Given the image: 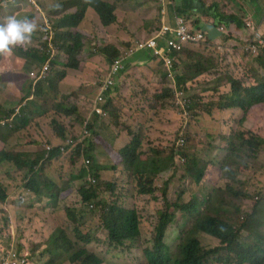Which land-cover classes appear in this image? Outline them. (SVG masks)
<instances>
[{
	"label": "rangeland",
	"instance_id": "374dc122",
	"mask_svg": "<svg viewBox=\"0 0 264 264\" xmlns=\"http://www.w3.org/2000/svg\"><path fill=\"white\" fill-rule=\"evenodd\" d=\"M33 1L40 10H37ZM58 1L61 0H0V23H4L12 14H19L21 16L17 19H22V13L42 11L46 16L49 7ZM173 1L181 4L182 0ZM205 1L210 4L219 0ZM226 1L220 8L222 13L238 17L245 27L246 20L248 21L245 31L236 29L233 21L229 26H222L226 35L220 40L227 43L229 51L222 53L217 48H207L204 45L191 48L189 51L195 55L206 56L205 66L208 71L189 82V93L185 91L184 96L178 94L180 90L170 95V79L167 78L161 62H141L136 58V53L127 57L123 63V71L115 78L116 86L110 96L112 105L108 107L109 115L103 118L108 125L106 132H101L98 128L103 122L95 125L98 121L96 119L91 124V130L86 133V123L73 116L74 111L65 118L60 115L61 107L57 108L55 104L75 103L82 115L86 119L89 117L91 105L111 65L99 53V48L110 44L116 47L119 56H122V53L134 48L137 40L150 36L155 23L150 21L159 19L160 8L156 0H128L122 3L115 11L118 22L109 27H103L98 16L90 10L80 28L76 29L83 36L80 38L83 48L78 57L81 60L80 69L77 70L67 69L64 64L68 56L53 42V50H50L46 38L39 34L43 25L42 16L37 15L31 19L39 26L32 37V43L15 48L11 56L0 57V106L15 107L20 113L28 102L26 92L29 83L33 82L29 71L37 73L45 66L37 59L38 56H44L33 51L34 49L46 51V54L51 53L52 57H45V61H52V67L48 64L47 75L41 80L43 86L40 92L43 94L29 100L28 110L39 117L33 119L22 132L13 136L7 146L0 143V151L26 154L34 159L37 152L48 147L57 149L64 140L57 136L58 131L51 128L50 122L53 118L62 123L57 126L59 133L76 141V147H71L60 159L45 160L37 166L38 169L44 167L39 172L43 183L41 186L36 184L35 189L31 188L33 184H29V189L24 188L31 176H24V170L18 169L14 162L0 163V183L6 195V200L0 202V257L8 250L13 252L10 253L11 256H15L16 252H24L30 254L33 264H44L49 260L44 250L51 235L65 230L74 238L73 229L78 226L82 233L91 230V233L95 234V243L89 251L102 257L103 264H128L126 258L131 256L134 258L131 263L147 264L142 250L151 239L157 237L156 227L160 222L161 213L167 209L164 198L171 203L180 204L190 203L193 199L214 202L216 190L226 187L243 191V198L234 200L242 209V215L257 209L264 219V198L260 202L256 201V196L260 195L259 191L264 190V151L258 157H250L237 145L229 144L228 140L234 134L243 137L244 134L250 135L252 132L249 131L252 130L262 132L264 106H255L247 118L245 117V121L244 118L240 119L245 114H240L235 120L234 117L237 116H232L230 111L214 110L211 113L209 110V106L221 101L223 94L231 92L232 88L227 86L233 83V79H239L246 87H253L260 84L258 79L264 77V69L258 64L257 57L248 55L241 49L245 40L248 45L258 40L261 48H264V0L252 3L249 0ZM191 3H196V0H187L185 11H189ZM15 10L17 11L13 13ZM200 15V12H191L189 17L186 15L184 18L189 24L197 27L199 21L196 18ZM61 17L60 11L54 12L51 18L54 20L53 26ZM207 25L212 23L203 24L204 27ZM232 28L233 31L230 30ZM57 43L61 45L63 41L57 40ZM187 52L188 50L177 57L180 77L185 74L183 65L188 57ZM257 52L260 55L258 48ZM191 59L195 63L198 57ZM54 61L56 64H53ZM63 73L66 74L64 78L61 77ZM180 84L184 85V82ZM36 90L33 89V92ZM193 101L195 109L193 117H189L184 112L188 111V105ZM178 105H183L185 111L178 109ZM44 110L46 113L43 114ZM186 130L190 132L187 151L200 154L207 163L202 181L197 184L188 172H167L154 180V195L136 196L138 188L137 180L133 177L134 167L121 160L117 154L118 150L130 144L136 135L142 141L143 153L149 154L150 158L160 154L154 152L151 147L162 148L170 153ZM97 132L100 134L96 135ZM111 135H114V140ZM88 138H94L88 149V154H92L90 158L82 151L89 143ZM228 145L229 148H223ZM76 148H80V155L77 154ZM88 160L90 164H87ZM83 171L87 172L85 182L88 183L89 178H95L96 184L103 185L100 189L102 196L94 203V210L100 208L98 201L104 200L106 203H115L138 213L142 239L136 250L118 252L104 241L107 234L100 229L98 214L93 213L88 204L82 203L79 192L84 180L77 181L76 177ZM50 182L54 185L51 190L52 200H38L36 191L42 196L48 191ZM61 188L63 193H59ZM248 194L251 197L246 198ZM225 199L229 201L230 198L226 195ZM69 210L78 216L79 223L73 224L68 219ZM225 210L230 214H225L226 218L235 223L240 221L242 215H238L234 207L225 206ZM171 211L176 214V218L168 228L166 242L171 245L172 253H175L182 237L194 229L196 218L185 217L176 209ZM205 211L206 209H202V212ZM91 216L96 217L88 219ZM200 234L202 243L207 248L220 245L218 238ZM67 257L56 256L54 259L60 262L55 264H69L65 260ZM209 264L215 262L211 261Z\"/></svg>",
	"mask_w": 264,
	"mask_h": 264
},
{
	"label": "trees",
	"instance_id": "16d2710c",
	"mask_svg": "<svg viewBox=\"0 0 264 264\" xmlns=\"http://www.w3.org/2000/svg\"><path fill=\"white\" fill-rule=\"evenodd\" d=\"M135 1V0H133ZM256 1V0H252ZM251 1V2H252ZM72 5H76L75 11L70 12L59 22L54 25L55 37L53 43L59 47V50L63 51L68 59L64 66L69 69L77 70L80 65V59L78 55L82 51L83 45L80 42V38H83L80 33L76 31L79 24L85 17V13L88 8H92L98 18L100 19L103 27H108L117 22L115 15L117 0H72ZM205 6L204 3H202ZM207 13L203 17H212L217 25L229 26L233 21L240 28H244L243 21L236 16H229L224 13H220L219 4L207 8ZM186 16L185 13H183ZM189 17V15H188ZM164 20H169L164 18ZM199 21L196 28L201 29L203 20L201 17H197ZM54 24V20H52ZM167 38H171L167 35ZM57 40H62L63 44L59 45ZM114 47L107 44L104 47L99 48V53L102 54L112 65V63L119 57L118 51ZM33 51L45 55V52H40L37 49ZM113 52V53H112ZM70 53V54H69ZM188 57L186 58L184 70V77L178 76V82H184V85L189 84L205 74L208 68L205 66L206 56L195 55V53L188 50ZM49 56V55H48ZM172 57H176V53L171 54ZM198 57V60L194 63L191 57ZM136 58L141 62H150L155 59L151 51H140L136 53ZM38 62H44L42 56L37 57ZM258 64L264 69V51L262 55L257 57ZM181 63V61H180ZM53 64H56L54 61ZM52 67V63H51ZM176 67V65H175ZM121 73V72H120ZM120 73L118 75H120ZM65 73L61 75L65 77ZM186 77V78H185ZM52 81V80H48ZM53 82V81H52ZM231 92L223 94L221 101L214 105L209 106L211 113L214 110L228 111L233 109H240V114H247L255 105L264 104V77L258 79L260 84L253 87H246L242 81L233 79ZM43 86V81L39 82L35 89V96L39 95L40 88ZM171 95V91L168 89ZM186 92L189 93V88L186 87ZM112 89L108 88L104 91L105 102L103 107H110L112 105ZM108 102V103H107ZM57 107H60L57 105ZM116 107V105H115ZM192 116L195 109L194 101L188 105ZM27 106L23 107L22 112H18L17 108H9L6 106H0V143L7 146V142L15 135L26 129L29 124V118L26 114ZM63 111L68 112L65 106H61ZM77 112V109H73ZM207 110V109H206ZM196 113V112H195ZM193 117V116H192ZM245 121V118L243 119ZM103 122L98 128L101 132H106L108 128L104 119H98L95 125ZM58 126L57 123H54ZM56 130H58L56 128ZM100 134V133H96ZM58 136L64 138L65 135L59 133ZM114 140V135H111ZM243 137L239 135H232L228 138L229 144L232 146H238L239 149L245 153H248L250 157H258L262 151H264V140L255 135L249 137ZM236 138L238 142L236 143ZM94 138L92 139V141ZM92 141L83 148V153L89 158L92 154H88V149ZM141 140L140 137H135L130 144L118 150L117 154L123 162L130 164L134 167L133 177L137 180L138 193L136 196L152 195L155 192L154 180L162 172L168 171L174 163L173 155H156L152 158L147 153H141ZM86 150V151H85ZM59 151L53 150L49 153L42 152L38 154L35 159L25 157L20 154H11L5 150L0 151V163L1 162H14L18 169L24 170V176H31L24 184L25 189H29V184H33L31 188L35 189L36 184L43 183L42 175L39 173L44 167L37 166L45 160L52 161L59 157ZM80 155V154H79ZM188 175L194 178L195 182L199 184L205 177V167L199 166V160L195 155H188ZM89 161V160H88ZM90 163V161H89ZM128 169V168H127ZM191 172V173H190ZM86 171H83L79 177H76L77 181L84 180V184L80 189V195L82 203L92 204L95 203L99 197L102 196L100 189L103 187L101 183L96 185L90 182H85ZM33 176V177H32ZM73 181V179L71 178ZM48 185V191L42 196L36 191L35 196L38 200L47 198L52 200L51 190L54 187L53 183ZM2 184L0 183V202L6 200V195L2 191ZM113 188V186H112ZM59 193H63L62 188ZM58 193V196H59ZM229 196V201H226L225 196ZM214 202L208 200H192L187 204L171 203L167 202V209L161 213L160 222L157 228V237L154 249L146 250L145 254L150 264H209L211 261L215 264H264V219L257 209H253L251 212L242 215V209L234 203V200L243 198V191L235 187H226L225 189H217L215 192ZM246 198L251 197L249 194ZM99 209H90L93 213L98 214L100 220V229H103L110 246H124L128 241H134L141 235L138 213L133 209H127L124 206L115 203H106L104 200L98 201ZM225 206L234 207L238 215H242L239 222L235 223L224 215H230ZM172 209L181 211L185 217L196 218L194 229L190 230L184 235L177 247V251L172 253L170 246L166 243V235L169 226L175 221L176 214L172 212ZM202 209H206L202 212ZM69 212V220L73 224L80 222L78 216L71 210ZM83 213V212H81ZM96 216H91L88 219H92ZM87 219V220H88ZM87 222V221H86ZM82 229V228H81ZM89 229V227H87ZM74 238L68 236L67 233L61 231L51 235L50 244L44 250V254L49 256V260L44 264L59 263L60 260L54 259L56 256H68L65 260H68L71 264H103V258L99 255L89 252L86 248L90 247L95 241V234H84L78 226L73 229ZM200 233L211 235L220 240V245L207 248L200 240ZM81 244V245H80Z\"/></svg>",
	"mask_w": 264,
	"mask_h": 264
},
{
	"label": "clouds",
	"instance_id": "9594fccd",
	"mask_svg": "<svg viewBox=\"0 0 264 264\" xmlns=\"http://www.w3.org/2000/svg\"><path fill=\"white\" fill-rule=\"evenodd\" d=\"M222 3L223 2H215V3H213V5L214 4H219V7L222 8ZM33 4H34V1H33ZM156 4L160 8L159 9V13H158L159 14V19L155 20L156 24L153 27V32L151 33L150 36H148V37H146L144 39L137 40L134 48L129 49V50L125 51L124 53H122V56H119L112 63V65H110L109 73L106 75L105 79L101 82L98 94H97L95 100L93 101V104L91 105L89 117L86 119V117H84L82 115V113L80 112L79 107L75 103H73V105H67L65 103H62V104L56 103L55 104L56 107H57V105H59L60 107L62 105V106H65L68 109V112H65V111L62 110V112L60 114L61 116H64L65 118L69 117L70 114L72 113V111H74L73 109L76 108L77 112L74 111V113L72 115L75 116L78 120L83 121V122L86 123V129H85L86 133H88V131L91 130V124L94 123V121L96 119H100V118L103 119V118L107 117L109 115V109L106 108V107H103V104L105 102L104 91H106L108 88H111L112 90L114 89V87L116 86L115 78L118 76V74L120 72L123 71V68H124V64L123 63H124L125 59L127 57L133 55L134 53H138L140 51H151L153 56L155 57L154 60H157V61L162 63L163 70L166 73L167 78L170 79V83L171 84H170V87L168 89L171 91V94L174 95V94H176L177 90H180V93H178V94H180L181 96H184L185 95V91H186V87L188 88V84L187 85H182V84H180L178 82L179 66L177 65V62H178L177 57H179L180 55H183L185 51L190 50L191 48H193L196 45H204L207 48L214 47V48H217L222 53H227L229 51V47H228L227 43L225 41L223 42L222 40H220V39H222L224 37V35H226V33L222 29V26L226 27L225 25H222V24L221 25H217L215 23V20L212 17H209V18L214 20V22H211L212 20L211 21H204L202 19L203 20V24L210 22V24L212 23V25H215L216 27H218V31L222 33V35L218 36L216 39H211L209 34H208V32L204 31L203 24H202V28L201 29H198L195 26L189 24V22L184 18L185 16L183 15V11H181L180 6L176 5V3L173 0H156ZM204 4H205V6H203L200 9L201 10L200 11L201 15L199 17H201V16H203L205 14H208L207 13V8L213 6V5L207 6L206 3H204ZM34 5L36 6L37 10H40L39 7L36 4H34ZM71 5H72V1H69V0L58 1V2L54 3L53 5H51L49 7L48 13H46V16H44V13L42 11H37V12H33V13H22L23 14L22 19H17V17L21 16L19 14H15L16 16L13 15V14L9 15L6 18L4 23H0V57L11 56L13 54V50L15 48H17V47H25V46L30 45L32 43V37H33L34 33H36L38 31L39 26L37 25V23L34 20H31V19L35 18V16H37V15H40L43 18V25L41 27V32H39V34H41L42 37L46 38V42L48 43V46L50 47V50H53V47H52L51 43L53 42V38L55 37V29H54V26H53L51 18L54 15L55 11H60L61 12V14H62L61 19L64 17V15H66V14H68L70 12H74L75 8H76V5H72V6ZM5 6H6V4H5ZM68 8H69V10L67 12ZM116 9H117V6H116ZM16 11L17 10L13 11V13H15ZM88 11H89V8H88V10L85 13V17L87 15ZM94 13L96 14L95 11H94ZM220 13H222V12L220 11ZM115 15H116V13H115ZM186 15H189V14H186ZM85 17L82 20V22L79 24L78 29L80 28L82 23L85 21ZM116 18H117V15H116ZM164 18H168L169 20L168 21L164 20ZM177 19H182L184 25L187 27L188 31H190L191 33H203L205 35V40L202 41V42H199V43H188V44H186L184 46V48L181 51H172V52L168 53V56L173 60V66L168 68L164 64L163 58H161L159 56H156L153 49H150V48L139 49V44L141 42H143L145 40H148L151 37H153L155 32L159 31L160 29H162L163 26H168L171 29H176L177 26H178ZM99 21H100V19H99ZM114 24H112V25H114ZM243 26H244V28H240L238 26V24H236L235 27H236V29H244V31H245L247 29V27H248V21L247 20H246V27H245L244 24H243ZM167 35H170L171 38H167ZM169 41H176V42L178 41V39L176 38V36H175L173 31L167 32L163 37L158 39V48H159V50L160 51L163 50V52L166 53L167 52V43ZM102 47H104V46L102 45ZM261 47H262V45L259 44L258 40H256L255 43L252 44V45H248L246 40H245V44H244L243 48H241V49H242V51L244 53H246L248 55H251V56L253 55V56L258 57L259 55H258V52H257V48L259 49L260 55H262L263 51H264V48L262 49ZM42 52L46 53V51H42ZM172 53H176L177 56L176 57H172L171 56ZM80 55L81 54H79L78 57ZM43 56H45V57H47L49 59V57H52V54L49 53V54H45ZM80 62H81V60H80ZM51 63H52V61L43 62L42 65L45 64V66L42 67L41 70H39V72H37V73L29 71V76L34 82V84H33V82L29 83V87H28V90L26 92V97L29 98L28 102L25 104V106H27L26 114H27V116L29 118L30 123H31V121L33 119H37L39 116L35 115L33 112L28 110V108H29V100L30 99H36V98L40 97L43 94V92H39V95L35 96V93L33 92V89H35V87H36V85L38 84L39 81L41 82V80L45 79V77L47 75V71H48V64L51 66ZM117 65H118V68H116ZM175 65H176V67H175ZM180 65H181V63H180ZM183 66H184V70H186L187 65H183ZM67 69H69V68H67ZM78 69H80V68H78ZM248 77H249V75H248ZM224 84H228V83H224ZM227 87L230 88V87H232V85L228 84ZM177 99H179V97H177ZM255 106H257V105H255ZM262 106H264V104ZM176 107H178V109H180L182 111H185L183 105H178ZM57 108H59V107H57ZM52 109H54V107ZM228 111H230L232 116H235V115L237 116V117H234L235 120L238 118V116H239L238 113L240 112V109H233V110H228ZM249 112L247 114L245 113V115L242 118H240V119H243L245 117L247 118V115L249 114ZM42 113L44 114V113H46V111L44 110ZM184 113H185V115H187L189 117H192L189 114L190 113L189 111H185ZM55 122L57 123V125L59 123H61L57 118H53L51 120V122H50V126H51V128L54 131H58V130H56V128H58V127L55 126V124H54ZM238 122H239V120H238ZM187 131L188 130L185 131L186 133L181 135V137L175 143V145L173 147V150L170 153L166 152L165 149H162V148L158 149L156 147H151V149L154 152H157V153H160V154H164V156L165 155H173L174 156L173 166L168 171H165V172H162L161 174H159L156 178H158L163 173H167V172H172V173H175L177 171L188 172V162H189V156L188 155L197 156V158L199 160V166L200 167L203 166V164L206 163V162L203 161L204 159L200 156V154L190 153V152L187 151L188 140H189V136L188 135L190 133V132H187ZM249 132H252V133L250 135H247L246 137H249L251 135L252 136L255 135L257 137H260L262 140H264V136L260 132H258L256 130H252V131H249ZM57 136H58V132H57ZM135 137H138V136L134 135L131 140H133ZM61 139L64 140V142H62V145H60L57 149L56 148H52V147H48L45 150L37 152L36 156L38 154H41L42 152L49 153L50 151L57 150V151H59L60 155H59L58 158L53 159V160H57V159H60L63 154H67V151L71 147L73 149H75L76 141H74L73 139H68V137H66V135H65L64 138H61ZM87 140H89L88 141L89 143L92 141V140H90V138H88ZM223 148L227 149V148H229V145L227 147H223ZM76 149H77V154H81L80 148H76ZM140 151H141V153L143 152L142 141H141ZM9 153L17 154V153H14V152H9ZM20 155H23L25 157H29V158L33 159L32 157H30V156H28L26 154H20ZM87 164H90L89 161H87ZM89 182L94 185V184H96V179L95 178H89ZM263 188H264V185H263ZM263 192H264V190L263 191H259L260 195L256 196V201L257 202H260V201L263 200V198H264V193ZM154 193L152 195H154ZM141 196H147V195H141ZM164 200L166 201V205H167V202H170L166 198H164ZM88 206L90 207V209L95 208V204L94 203H92V204H90ZM62 231H64L66 233L65 230H62ZM87 233H89V232H86L84 234H87ZM141 239H142V237L140 235L136 240L126 242L124 246H111V247L113 249H117L118 252H122V253L131 252V251H134V250H136L138 248L139 243L141 242ZM200 240H201V237H200ZM105 242H107L109 244L108 240H106ZM93 243H95V242H93ZM93 243L91 244L90 247L86 248V250L89 251L92 248ZM155 243H156V238L151 239L150 243H148L146 245V247H144L143 250H142L143 257H144V259H145L147 264H150V262H148L145 252H146V250L154 249ZM49 244H50V240H49ZM168 245L170 246L171 251H172L171 245L170 244H168ZM45 246L47 247L49 245L46 244ZM9 252H11V251L8 250L6 253L1 255L0 261L2 260L3 257L7 256V254H9ZM15 254H16L17 257H23V256H25V254H27L28 259H29V263L28 264H33L32 261H31V256H30L29 253L16 252ZM133 260H134L133 256H131V258H126V261L128 262V264H133V263H131ZM64 262H65V260H64ZM69 264H71V263L69 262Z\"/></svg>",
	"mask_w": 264,
	"mask_h": 264
},
{
	"label": "built area",
	"instance_id": "2783aa9c",
	"mask_svg": "<svg viewBox=\"0 0 264 264\" xmlns=\"http://www.w3.org/2000/svg\"><path fill=\"white\" fill-rule=\"evenodd\" d=\"M177 28L176 29H171L168 26H163L162 29L159 31H156L154 36L151 37L148 40H145L139 44V49H145V48H150L154 50V53L156 56H159L163 58L164 64L170 68L173 66V60L168 56V53L172 51H181L184 46L188 43H199L205 40V35L203 33H191L188 31L187 27L184 25L182 19H177ZM173 31L176 38L178 41H169L167 43V52L164 53L163 50L160 51L158 48V39L163 37L167 32ZM118 68V65L116 66ZM7 254V256L3 257L2 260L0 261V264H28L29 259L27 254L23 257H17L16 254L14 253L15 256H11Z\"/></svg>",
	"mask_w": 264,
	"mask_h": 264
},
{
	"label": "crops",
	"instance_id": "0c3cea01",
	"mask_svg": "<svg viewBox=\"0 0 264 264\" xmlns=\"http://www.w3.org/2000/svg\"><path fill=\"white\" fill-rule=\"evenodd\" d=\"M106 1H108V0H106ZM128 0H117V9L116 10H118V8H119V6L122 4V3H125V2H127ZM250 2L252 1V0H249ZM186 2H187V0H182L181 1V4H178V3H176V5H179L180 6V9H181V11H183V13H185V14H190L191 12H200L201 10V8L203 7V5H202V3H206V1L205 0H196V3H191V5H190V9H189V11H185V8H184V5L186 4ZM215 2H223V3H227V1L226 0H224V1H222V0H219V1H215ZM215 2H212V3H210V4H207V6H211V5H213V3H215ZM252 3V2H251ZM90 10H92L91 8H89V11ZM88 11V12H89ZM94 12V11H93ZM88 14V13H87ZM202 17V19L204 20V21H211L212 19L211 18H209V17H203V16H201ZM155 20L156 19H152L150 22H155ZM117 22H118V19H117ZM116 22V23H117ZM211 22H214V20H212ZM115 23V24H116ZM208 23H210V22H208ZM156 24V22L154 23V25ZM149 25V24H148ZM231 31H233V28L231 29ZM258 132H260L263 136H264V130H262V132L261 131H258Z\"/></svg>",
	"mask_w": 264,
	"mask_h": 264
},
{
	"label": "water",
	"instance_id": "95a60500",
	"mask_svg": "<svg viewBox=\"0 0 264 264\" xmlns=\"http://www.w3.org/2000/svg\"><path fill=\"white\" fill-rule=\"evenodd\" d=\"M204 31L208 32L211 39H216L218 36L222 35V33L218 31V27L215 25H207L204 27Z\"/></svg>",
	"mask_w": 264,
	"mask_h": 264
}]
</instances>
